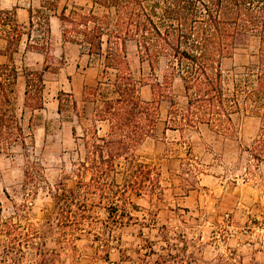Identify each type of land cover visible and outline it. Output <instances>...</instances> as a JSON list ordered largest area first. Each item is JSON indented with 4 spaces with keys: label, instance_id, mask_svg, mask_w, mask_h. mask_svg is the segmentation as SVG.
<instances>
[{
    "label": "rangeland",
    "instance_id": "obj_1",
    "mask_svg": "<svg viewBox=\"0 0 264 264\" xmlns=\"http://www.w3.org/2000/svg\"><path fill=\"white\" fill-rule=\"evenodd\" d=\"M43 1L40 9L48 12L52 0ZM60 4L68 11L89 9L92 0ZM34 16L33 46L27 48L25 35L14 54L20 75L13 97L26 146L0 145L3 219L18 222L52 264H264V152L252 150L259 134L264 143V116L236 114L228 133L207 125L175 130L164 101L156 130L134 151V165L122 157L101 184L80 163L86 161V136L110 130L96 111L115 96V71L101 56L49 33L40 14ZM258 48L256 36L239 39L223 63L229 82L246 73ZM127 52L135 77L150 82L149 62L135 42L127 43ZM46 66L44 107L32 110L25 106L23 72ZM164 68L162 60L160 79ZM172 91L183 104L179 79ZM61 93L69 95L59 112ZM141 96L150 99L149 85ZM41 257L26 249L20 264Z\"/></svg>",
    "mask_w": 264,
    "mask_h": 264
},
{
    "label": "trees",
    "instance_id": "obj_2",
    "mask_svg": "<svg viewBox=\"0 0 264 264\" xmlns=\"http://www.w3.org/2000/svg\"><path fill=\"white\" fill-rule=\"evenodd\" d=\"M48 7L52 12H37L46 21L49 33L54 13L62 22L63 42L80 45L90 56H101L105 66L115 71V96L104 99L96 111L98 120L107 121L110 130L106 136L99 135L96 129L86 136V161L80 163V169L92 171L99 183L109 180L122 157L134 165V151L153 135L164 101L170 102L167 124L175 130L207 125L228 133L236 114L264 116V0H92L89 9L73 6L68 11L65 5L59 14L55 1ZM34 17L32 10V29ZM24 34L30 48L32 31L26 32L17 23L13 11L0 12V36L8 40V62L0 64L2 147L17 142L26 146L24 126L13 97L20 75L14 54ZM247 35L259 40L256 60L245 74L229 82L223 63L233 55L239 39ZM130 41L136 43L140 58L149 62L153 75L150 82L136 78L132 71L127 52ZM162 60L165 68L160 79L157 69ZM46 70L47 66L23 72L25 106L32 110L44 107ZM177 79L182 84L183 104L172 91ZM144 85L151 88L148 100L141 96ZM68 95H59V112L63 97ZM261 143L259 134L252 150L263 153ZM30 170L28 167L29 174ZM145 178H141L143 185ZM147 178L153 180L151 175ZM26 249L39 251L42 261L36 264H52L48 252L33 243L18 222L3 219L0 200V264H20Z\"/></svg>",
    "mask_w": 264,
    "mask_h": 264
},
{
    "label": "crops",
    "instance_id": "obj_3",
    "mask_svg": "<svg viewBox=\"0 0 264 264\" xmlns=\"http://www.w3.org/2000/svg\"><path fill=\"white\" fill-rule=\"evenodd\" d=\"M53 1V0H52ZM60 0H55L56 11L58 14L63 10L65 5H59ZM44 1L42 0H0V12L1 11H13L15 13V19L17 23L25 30L32 31L31 28V11L36 13L38 9L42 8ZM38 8V9H36ZM49 11H51L49 9ZM52 12V11H51ZM35 24V17L33 19ZM35 26V25H34ZM33 26V27H34ZM50 27L51 34L61 35L62 38V22L59 19L58 15L52 13L50 16ZM27 34H24V36ZM28 41V39H27ZM26 41V45H27ZM8 45V40L4 36H0V64L8 62V55L6 54V48Z\"/></svg>",
    "mask_w": 264,
    "mask_h": 264
}]
</instances>
